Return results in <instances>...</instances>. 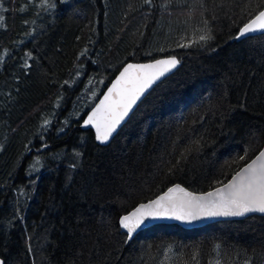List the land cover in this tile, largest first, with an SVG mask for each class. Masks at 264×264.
<instances>
[{"label":"trees","instance_id":"obj_1","mask_svg":"<svg viewBox=\"0 0 264 264\" xmlns=\"http://www.w3.org/2000/svg\"><path fill=\"white\" fill-rule=\"evenodd\" d=\"M40 2L0 0V257L264 264V215L160 223L131 240L119 225L176 183L195 192L224 184L262 149L264 33L235 37L264 0H56L48 11ZM208 30L211 40L177 46ZM171 55L179 68L108 145L81 128L125 63Z\"/></svg>","mask_w":264,"mask_h":264},{"label":"snow or ice","instance_id":"obj_2","mask_svg":"<svg viewBox=\"0 0 264 264\" xmlns=\"http://www.w3.org/2000/svg\"><path fill=\"white\" fill-rule=\"evenodd\" d=\"M145 2L150 3L151 0H145ZM37 6L48 11L56 7V0H41ZM0 11H2V6H0ZM21 11H26V8H21ZM249 17L247 22L240 27L235 38L238 39L255 32L264 33V7L254 14L249 13ZM2 20L3 17L0 15V22ZM204 24L207 25V21H204ZM200 31L204 32L205 30L201 29ZM182 39L184 38L182 37ZM211 39L212 36L208 30L205 34L199 35L195 41L189 40L187 43L177 46L187 48L191 47L193 43ZM6 55H10V53H6ZM25 56L30 58L31 53H25ZM3 61L4 56L0 55V63ZM179 63L180 61L175 56L154 60L149 64L133 65L128 63L113 81L104 99L83 121L84 126L94 125L96 140L101 143L107 142L145 91L166 73L176 68ZM113 93L115 94L114 99L110 98V94ZM43 123L48 125L50 121L45 120ZM44 147L46 148L47 145L45 144ZM240 159L244 160L245 156H241ZM39 163L40 159L37 157L33 168ZM256 212L264 213V150H261L255 159L236 172L223 187H217L213 191L197 195L176 184L174 187L168 188L163 195L157 196L147 203H141L133 211L121 216L119 225L126 230L128 240H131L150 218L174 217L179 220L191 221L202 216L241 217ZM219 247V245L216 246L217 249ZM31 250L29 245L28 251L31 252ZM261 254L264 255V248L261 249ZM0 264H6V260L0 258ZM161 264H168L167 254L166 260ZM172 264H199V262L193 255L190 261L177 259L173 260ZM210 264H224V262L217 258ZM243 264H251V261L245 259Z\"/></svg>","mask_w":264,"mask_h":264},{"label":"water","instance_id":"obj_3","mask_svg":"<svg viewBox=\"0 0 264 264\" xmlns=\"http://www.w3.org/2000/svg\"><path fill=\"white\" fill-rule=\"evenodd\" d=\"M257 34H261V32H255V33H250V34H247L246 36H244V37H240V38H238V39H243V38H245V37H248V36H251V35H257ZM171 56H173V55H171ZM168 57H170V56H163V57H159V58H156V59H153V60H149V61H129V62H127V63H125L123 66H122V68L119 70V72L116 74V76L112 79V81L109 83V85L105 88V90L103 91V93H102V95L99 97V99L95 102V104L93 105V107L89 110V112L86 114V116H85V118L83 119V121L85 120V119H87V117H88V115L89 114H91V112H92V110L94 109V108H96V106L97 105H99L100 104V102H101V100H103L104 99V96H105V94L106 93H108V89L112 86V83H113V81H115V79H116V77L119 75V73H120V71H122L123 70V68L128 64V63H131V64H133V65H140V64H149V63H152L154 60H158V59H167ZM176 57V56H175ZM177 58V57H176ZM178 59V58H177ZM179 60V59H178ZM180 61V60H179ZM180 64L181 63H179L178 65H177V67L176 68H174V69H172L171 71H169L168 73H166L163 77H161L159 80H157L148 90H146L145 91V93L141 96V98L137 101V103L133 106V108H132V110L130 111V113H129V115L123 120V121H121V123L117 126V128H116V131L112 134V136L109 138V140L107 141V142H104V143H101L100 141H97V143H99L100 145H108L111 141H112V139L117 135V133L120 131V129L124 126V124L129 120V118H130V116L133 114V112L136 110V108L138 107V105L141 103V101L147 96V94L159 83V82H161L163 79H165L166 77H168L169 75H171L172 73H174L178 68H179V66H180ZM110 98H112V99H114L115 98V94L113 93V94H110ZM83 121H82V123H81V128L82 129H84V130H89V129H91L93 132H94V134H95V137H96V129H95V127H94V125H87V126H84V124H83ZM261 150H264V145H263V147H262V149ZM260 150V151H261ZM259 151V152H260ZM257 155H259V153L257 154ZM256 155V156H257ZM255 156V157H256ZM255 157L254 158H252L251 160H253V159H255ZM251 160L249 161V162H247V163H250L251 162ZM246 163V164H247ZM245 164V165H246ZM245 165H243L241 168H243ZM240 168V169H241ZM239 169V170H240ZM238 170V171H239ZM237 171V172H238ZM235 175V174H234ZM233 175V176H234ZM232 176V177H233ZM232 177L227 181V182H225L224 184H227L231 179H232ZM176 184H179V183H176ZM176 184H174V185H172V186H170L169 188H171V187H174ZM224 184H222V185H219V186H217V187H223V185ZM181 187H183V188H185L188 192H191V193H194V194H197V195H200V194H204V193H207V192H210V191H213L215 188H217V187H215V188H213V189H210V190H208V191H205V192H195V191H192V190H190V189H188L187 187H185L184 185H182V184H179ZM167 190L168 189H166L164 192H162V193H160L159 195H157V196H160V195H163L165 192H167ZM156 196V197H157ZM156 197H154L153 199H151V200H154ZM149 201V200H148ZM148 201H146V202H142V203H147ZM139 204H141V203H139ZM138 204V205H139ZM137 205V206H138ZM136 206V207H137ZM135 208V207H134ZM134 208L132 209V210H130L129 212H131V211H133L134 210ZM127 214V213H126ZM126 214H123V215H126ZM122 215V216H123ZM251 215H264V213H259V212H256V213H250V214H246L245 216H241V217H232V216H202V217H200V218H198V219H196V220H191V221H184V220H179V219H176V218H174V217H163V218H155V219H148L147 221H146V223L134 234V236H136V234H138L140 231H142V230H144V229H146V228H148V227H151V226H153V225H155V224H160V223H165V224H170V223H175V224H178V225H180V226H182L183 228H187V229H191V228H195V227H202V226H204V225H207V224H210V223H214V222H217V221H222V220H240V219H244V218H246V217H248V216H251ZM120 219V218H119ZM125 233H126V230L125 229H123V228H121ZM133 236V237H134ZM0 258H2V257H0Z\"/></svg>","mask_w":264,"mask_h":264},{"label":"rangeland","instance_id":"obj_4","mask_svg":"<svg viewBox=\"0 0 264 264\" xmlns=\"http://www.w3.org/2000/svg\"><path fill=\"white\" fill-rule=\"evenodd\" d=\"M1 55H3V56H4V58H5V53H3V54H1Z\"/></svg>","mask_w":264,"mask_h":264},{"label":"bare ground","instance_id":"obj_5","mask_svg":"<svg viewBox=\"0 0 264 264\" xmlns=\"http://www.w3.org/2000/svg\"><path fill=\"white\" fill-rule=\"evenodd\" d=\"M190 13V12H189ZM54 89V88H53Z\"/></svg>","mask_w":264,"mask_h":264}]
</instances>
